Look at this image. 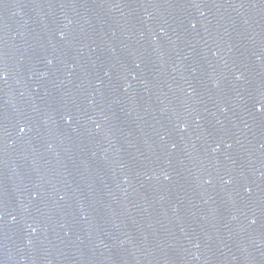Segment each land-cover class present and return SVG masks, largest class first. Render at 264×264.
Returning <instances> with one entry per match:
<instances>
[{
  "label": "water",
  "instance_id": "obj_1",
  "mask_svg": "<svg viewBox=\"0 0 264 264\" xmlns=\"http://www.w3.org/2000/svg\"><path fill=\"white\" fill-rule=\"evenodd\" d=\"M0 264H264V0H0Z\"/></svg>",
  "mask_w": 264,
  "mask_h": 264
}]
</instances>
